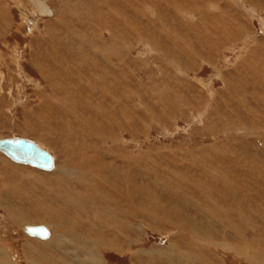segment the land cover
Instances as JSON below:
<instances>
[{"label": "rangeland", "instance_id": "1", "mask_svg": "<svg viewBox=\"0 0 264 264\" xmlns=\"http://www.w3.org/2000/svg\"><path fill=\"white\" fill-rule=\"evenodd\" d=\"M88 1L0 0V138L41 139L54 151L48 150L56 165L44 171L0 153L4 168L6 162L20 169L10 172L7 165L6 171L0 170V251L6 250L8 264H27L24 253L33 243L29 239L38 244L23 225L45 221L49 207L71 220L77 213L69 202L78 198L87 200L84 211L91 213V202L85 203L95 187L88 185L98 186L102 196L123 198L127 179L121 174L133 176L138 194H155L165 206L139 204L135 209V225L144 228V234H133L138 262L105 249L106 264H152L155 261L141 251L176 243L196 253L208 251L204 257L222 264H264V222L257 220L258 214L264 220V206L237 190L251 210L243 223L231 206L235 197L230 195V203L223 197L226 212L190 186L192 181L216 184L234 175L252 184L258 181L254 173L263 175L264 0ZM34 3L49 6L52 15L39 14ZM106 57L117 66L109 65ZM93 62L99 64L95 70L106 67L117 82L89 74L86 69H92ZM71 91L76 94L69 97ZM128 156L134 162L126 174L122 171L129 167ZM59 165L67 176L56 177ZM47 177L55 178L53 187ZM30 180H36L35 188H30ZM176 185L212 211L193 207ZM227 187L232 192L233 186ZM218 191L223 195V188ZM171 199L179 204H169ZM173 209L187 222L183 216L181 225L170 224ZM10 210L18 227L8 217ZM208 211L217 217L209 218ZM147 214L165 223L159 226ZM50 218L53 226L59 222ZM51 223L40 225L52 231ZM238 228L247 229V244L259 245L254 248L259 262L246 257L248 249L233 239L236 229L241 232ZM60 242L63 258L80 264L71 259L74 250L68 240ZM34 247L35 264L54 262Z\"/></svg>", "mask_w": 264, "mask_h": 264}, {"label": "bare ground", "instance_id": "2", "mask_svg": "<svg viewBox=\"0 0 264 264\" xmlns=\"http://www.w3.org/2000/svg\"><path fill=\"white\" fill-rule=\"evenodd\" d=\"M88 1V0H87ZM105 1V0H104ZM108 1V0H107ZM106 1V2H107ZM185 1V0H184ZM183 1V2H184ZM189 1V0H188ZM89 2V1H88ZM91 2V1H90ZM111 2V1H110ZM119 2V1H118ZM93 4V3H92ZM264 4V2H263ZM34 5L36 6V11L39 13V14H42L44 17L46 16H51L52 15V12H51V9L49 6H44V8L40 7L39 4L38 6L34 3ZM246 5V4H245ZM43 6V5H42ZM96 6V5H95ZM110 6V5H109ZM116 8L117 5H115ZM101 7V6H100ZM113 7V6H112ZM205 7V6H204ZM261 7L263 8L264 6L261 5ZM97 9V8H96ZM103 9V8H102ZM105 9V8H104ZM108 9V7H107ZM123 10V8H122ZM164 10V9H163ZM166 10V9H165ZM171 10V9H169ZM92 11V10H91ZM105 11V10H104ZM178 11V10H177ZM250 12V11H249ZM116 13V12H115ZM230 14V13H229ZM123 15V14H122ZM120 16V15H119ZM259 16V15H258ZM229 17V16H228ZM159 18V17H158ZM201 18V17H200ZM231 18V17H230ZM136 19V18H135ZM117 20V19H116ZM126 21V20H125ZM134 21V19H133ZM198 21V19H197ZM236 21V20H234ZM232 21V22H234ZM32 22L34 23V21L32 20ZM262 22V21H261ZM32 23V24H33ZM124 23V22H123ZM132 23V21H131ZM35 24V23H34ZM33 24V25H34ZM116 24V23H115ZM125 24V23H124ZM117 25V24H116ZM120 25V24H119ZM126 27V26H125ZM196 27V26H195ZM140 27H138L139 29ZM235 30H237L239 27H234ZM141 29V28H140ZM193 29V28H192ZM32 30V29H30ZM5 31V30H4ZM124 31V30H123ZM132 31V29H131ZM137 31V30H135ZM141 31V30H140ZM97 32V31H96ZM94 33V32H93ZM110 33V32H109ZM125 33V32H124ZM149 33V32H148ZM32 34V33H31ZM144 34V32H143ZM147 34V33H146ZM94 35V34H93ZM101 35V34H100ZM135 35V33H134ZM138 35V34H136ZM149 35V34H148ZM111 36V35H110ZM130 37V36H129ZM139 37H140V33H139ZM144 37V36H143ZM146 37V36H145ZM142 39V37H140ZM114 39H117V37L115 38L114 36ZM118 40V39H117ZM158 40V39H157ZM160 40V39H159ZM119 41V40H118ZM132 42V41H131ZM130 42V43H131ZM129 43V44H130ZM137 43V42H136ZM157 44L159 45V42L157 41ZM131 46V45H130ZM152 47V46H151ZM93 48V47H92ZM119 49V48H118ZM115 50V49H114ZM125 50V49H124ZM96 52V51H95ZM94 53V52H93ZM113 53V52H112ZM182 53V52H181ZM100 54V53H99ZM185 54V53H183ZM18 57V56H16ZM107 61V63L109 65L113 64L115 66L116 63L112 62L109 58H105ZM117 60V59H116ZM82 61V60H81ZM86 65V60L83 61ZM89 62V61H87ZM82 63V62H81ZM90 63V62H89ZM88 63V64H89ZM106 63V62H104ZM107 64V66H109ZM119 64V63H117ZM82 65V64H81ZM84 66V65H83ZM81 67V66H80ZM99 67V64L97 62H93V65H92V69H86L89 74H93L94 77H96L97 79L100 80H107V83H111L113 84L115 81H116V76L114 77L109 70L106 69V67H100L99 69L95 70L94 68H97ZM114 68V67H113ZM118 69V67H116ZM115 68V69H116ZM120 71V70H119ZM117 74V72H116ZM123 75V74H121ZM124 75H127V74H124ZM51 75H49L50 77ZM48 77V78H49ZM96 78H93V79H96ZM102 78V79H101ZM50 79V78H49ZM102 80V81H103ZM53 81V80H52ZM55 81V80H54ZM101 81V82H102ZM48 82V81H47ZM50 82V80H49ZM100 82V83H101ZM117 82V81H116ZM36 84V83H35ZM86 84V82H85ZM93 84V83H92ZM99 84V83H98ZM49 85V83H48ZM58 85V84H57ZM61 85V84H60ZM89 85V87L96 93L95 89L93 88L92 85L90 84H87ZM104 85H108V84H104ZM110 85V84H109ZM108 85V86H109ZM59 87V86H58ZM54 88V87H53ZM61 88L59 89H56V90H60ZM66 89V88H65ZM99 89V88H98ZM134 90V89H133ZM66 91V90H64ZM68 91V90H67ZM70 91V90H69ZM51 92H54V91H51ZM80 92V91H78ZM77 92V93H78ZM66 93V92H65ZM104 93V92H103ZM54 94V93H53ZM76 94L73 93V91H71V94H69L68 92V95L69 97L70 96H74ZM105 94V93H104ZM80 95V94H79ZM61 96V95H60ZM64 96V95H62ZM66 96V95H65ZM64 96V98H65ZM68 97V98H69ZM80 97V96H78ZM82 97V95H81ZM45 98V97H44ZM47 98V97H46ZM53 98V97H52ZM56 98V97H55ZM48 99V98H47ZM46 99V100H47ZM58 99V98H57ZM59 100V99H58ZM83 101V99H81ZM129 100V99H128ZM62 101V100H61ZM69 101V100H68ZM89 101V100H87ZM57 102V101H56ZM121 102V100H120ZM118 103V102H117ZM49 104V103H48ZM58 104V103H57ZM65 104V103H64ZM77 104V102H76ZM122 104V103H121ZM50 105V104H49ZM44 106V105H43ZM66 106V105H65ZM127 106V105H126ZM53 107V105H52ZM114 107V106H113ZM44 108V107H43ZM63 108V107H62ZM70 108V107H68ZM99 108V107H98ZM128 108V107H127ZM44 110V109H43ZM54 110V109H53ZM42 112V111H41ZM51 112V111H50ZM54 112V111H53ZM43 113V112H42ZM40 113V114H42ZM125 113V112H124ZM50 114V113H49ZM52 114V113H51ZM55 114V113H54ZM132 114V113H131ZM44 115V114H43ZM34 116V115H33ZM52 116V115H50ZM128 117L131 119V116L128 115ZM125 118L130 121L126 116ZM51 119V118H50ZM238 120V119H237ZM53 121V120H52ZM29 122L31 123V121L29 120ZM46 122V121H45ZM55 124L58 125V123L56 121H54ZM47 123V122H46ZM50 123V122H49ZM25 137V136H24ZM36 142V141H35ZM40 147L46 149L47 151L49 150L50 152L53 151L50 147L46 148V144L44 142H42V140L40 139V142H36ZM48 151V152H49ZM54 152V151H53ZM0 153H3V155H5L7 158H9L11 161L15 162V163H19V164H24V165H29L31 167H34V168H38L40 170H44V171H51L53 169H55V158L53 157L54 159V164H53V167L52 168H49V169H42V168H39L37 166H34V165H31L29 163H23V162H18V161H15L13 159H11L10 157H8L4 152H2L0 150ZM120 153V152H119ZM56 155V154H55ZM53 156V155H52ZM57 157V156H56ZM9 160V161H10ZM58 160V158H57ZM3 161H6L4 158H2L0 156V170L1 169H5L7 167V165H11L10 163H4L5 164V168L3 166ZM89 163L92 161L91 158H89L87 160ZM125 162L128 164L127 167L128 169L125 171H122L123 173H126L127 172H131V167H133L132 165V162H134V159L132 158L131 160V157H125ZM13 164V163H12ZM209 164V163H208ZM211 166V165H210ZM253 166V165H252ZM19 167V166H18ZM17 166H14V165H11V171L10 172H13L15 170H19L20 169L18 168ZM203 167V166H202ZM218 167H221L218 165ZM17 168V169H16ZM226 168V167H225ZM250 168V167H249ZM252 170V169H251ZM6 171V169H5ZM56 175V177H64V176H67L69 174L68 171L64 170L60 165H59V168L58 170L54 173ZM257 177L256 180L258 181H253L254 183H250L249 181L247 180H244V179H241V178H236V176L234 175L235 178H232V177H227L226 179L228 180H219L216 184H211V182L209 183V181H207L206 183H201V182H197V181H192V184L194 185H190L192 188L196 189L200 192V193H204V199H209L210 202H214V204H216L217 206L221 207L222 210L228 212L229 210L225 209L223 207V205L221 204L222 203V199L223 197L227 199H229L230 195L232 197H235V200L232 202V208L234 213L239 215L242 219H243V223H246L250 217H251V210L249 211L248 207L249 206H246L244 201L239 198V194H247V195H252L254 196V202H258L259 205L262 207L264 206V191H263V183H264V172H263V175H259V174H256L254 173ZM122 177L125 176V178L127 179V190H126V193L123 195V198H120L116 195H111L109 194L108 196H102L101 193L99 192V189L96 188L98 186H95L94 184L92 185H88L87 188H93L95 187V192L91 195H88V202L85 203V206L88 205V203L91 202L92 204V210H91V213L89 211H84V207H83V203L86 202L87 200L82 198L83 195H81L80 198L78 199H75V200H72L71 202H69V204L72 206V208L74 209L73 212L77 213L76 216L74 217H71V220H68L67 218V215L64 216L61 214V211H57L55 208H50L47 209L45 208V210L48 212V218H46L45 221L41 220L39 222H33L31 224H25L22 226V230H24V232L26 233V235L30 238H34V239H37V242L38 244L34 243L36 240H33V239H29L30 241H32L33 243L31 244H27V248H26V251H25V259H27V264H35V261H34V256L36 255V248L34 247L35 245L39 246L40 249H42L43 253L45 254V256L47 257H52L53 258V263L52 264H71L68 260H66V258H63V255H62V252L63 250L61 249V245H63L60 241L65 239V240H68V242L70 243V249L74 250L73 251V254L71 256V259H73L74 261H76L77 263L80 262V264H106L108 263L107 260L105 259V256H104V251L105 249H108L110 250V252L112 254H114L115 256L117 255H121V256H124V258H127L129 257V260L130 262H138V258H139V255L138 254H134L133 253V249H134V245H135V238L133 236V234H136L137 231L141 234H144L143 233V229L142 227H137L135 225V209L136 207L139 206H148V207H153V208H159L160 205H163L162 202H160L159 200L155 199L156 197H154V195L152 194L151 195H147V194H138L136 189H135V180L133 179V176L132 175H123L121 174ZM226 175V174H225ZM243 175V174H241ZM41 181H42V178L41 176H38ZM240 177V176H238ZM246 177V176H245ZM46 179H48V183L50 185V182L52 183V187L55 185L54 181H55V178H49L47 177ZM61 179V178H60ZM217 179V178H216ZM250 179V178H249ZM63 180V179H62ZM243 180V181H241ZM217 181V180H216ZM31 182L30 183V188H35L34 185L37 184L36 183V180L34 181H29ZM63 182V181H62ZM57 183V182H56ZM89 181L87 182H84V184H88ZM25 184V183H24ZM227 184V185H226ZM227 186H233V190L232 192H230V189L229 187ZM19 187V186H18ZM58 187V186H57ZM196 187V188H195ZM176 188L179 189L180 191L179 192H186L185 194L189 197L188 199L190 200V204L193 206V207H196L197 204L199 205L200 208H205L209 211H212L204 202L202 201H198V199H194L191 197V192L187 191V190H183L180 186L176 185ZM222 189L223 188V195L219 194V191L218 189ZM53 189V188H52ZM31 190V189H30ZM191 190V188H190ZM239 192V194H237L236 192ZM50 193L52 192L51 190H48ZM88 192H90V190L88 189L87 190ZM33 192V191H32ZM119 192V191H118ZM172 192L175 193V194H178V191L175 190V189H172ZM120 193V192H119ZM33 194V193H32ZM31 194V195H32ZM36 194V193H34ZM33 194V196H34ZM57 194V193H56ZM54 196V194H53ZM182 196V195H180ZM40 197V196H39ZM55 197V196H54ZM56 198V197H55ZM38 199V198H37ZM60 199V198H59ZM58 199V201H59ZM19 200V199H18ZM43 201H45L43 198H42ZM164 200V199H163ZM162 200V201H163ZM38 201V200H36ZM153 202V203H151ZM165 203V200L163 201ZM169 204H174V203H177L179 204V202L175 201V199H171V201H169ZM41 199L39 201V205L41 206ZM229 203H230V199H229ZM67 204V205H69ZM168 204V203H166ZM168 204V205H169ZM195 204V205H194ZM256 204V203H254ZM167 205V206H168ZM57 206V205H56ZM165 206V205H163ZM10 207V206H9ZM8 207V208H9ZM23 207V206H22ZM255 207V206H254ZM6 208V207H5ZM7 208V210H9ZM58 208V206H57ZM70 208V207H69ZM174 208V207H173ZM198 208V207H196ZM253 208V207H252ZM255 209V208H254ZM258 209V208H257ZM23 210V209H22ZM22 210L20 212H22ZM72 210V209H71ZM176 210V209H175ZM181 211V210H180ZM208 211V215H209V218L211 217H217V216H214L212 215L210 212ZM254 211V210H252ZM183 212V211H182ZM10 213V215H8V217L12 220L13 224L15 223V225H17V227L19 226V224L17 223L15 217L13 215H11V210L8 212ZM184 213V212H183ZM92 214V216H91ZM187 214V213H186ZM152 222H154L155 224H158L159 226L163 225L165 223V219H163L162 217H157L156 214H152V215H149L147 214ZM260 216V214H258ZM184 216V214L182 213H179V210L176 212L173 211L171 212V217H170V224L174 225V226H178V225H181L180 221L182 219V217ZM257 218V220H260L262 219V223L264 222L263 220V216H260ZM54 218L56 219V221H59L58 223L55 222L53 226V221H49L51 218ZM175 218L177 220H175ZM47 219H48V222L51 223L50 225L52 226V228H54L55 230L59 227V231H55L54 229H52V231L50 230L49 227L47 226H44V225H40L41 223H44V224H47ZM173 219L175 221H173ZM183 220L187 222L185 216L183 217ZM189 220V219H188ZM70 221V223H69ZM41 222V223H40ZM82 223V224H81ZM189 223V221H188ZM69 224V225H68ZM39 225V226H38ZM84 225V226H83ZM21 226V225H20ZM36 227H44L47 231H48V236L47 237H40L38 235H31L29 232H28V229L29 228H36ZM121 227V231H118V228ZM126 228V229H123V228ZM177 229H183V228H177ZM239 229V228H238ZM120 230V229H119ZM241 230V232L238 233V230L236 229L233 233V239H236L238 243H240V245H244V247L246 249H248L247 253L245 256L246 257H250V259L252 261H256V262H259V260L257 259L256 257V251L254 248H257L259 245H256L254 243H251L250 245L247 244V239H246V232H247V229L245 231H243L242 229H239ZM124 232L120 235L121 232ZM128 232V233H127ZM192 233H195L194 230L192 231ZM68 239H67V238ZM140 237V236H139ZM248 238V237H247ZM40 240V241H39ZM6 241V240H5ZM41 241H45V242H41ZM260 241V240H259ZM262 242L264 241V235H263V239L261 240ZM8 244L6 245H9L11 243H9V241L7 242ZM1 246V245H0ZM201 251V252H200ZM239 253L240 251L237 250ZM204 252H208V251H204V250H198V253L195 252V250H185L183 248L182 245L176 243V244H171L170 246L166 247V248H158L156 247L154 250H150V251H141L140 252V255L141 254H145L147 253L148 256L150 257L149 259L152 261H155L153 262L152 264H172L173 262H179L180 264H193L192 261H194L195 263L194 264H222V263H219L218 260L216 258H213L212 261L209 260L207 257H204L203 255L205 254ZM7 253L6 250L4 252H1L0 251V255L2 256L0 258V264H8L7 262V258H8V255L5 254ZM80 253H83L84 256L86 258L82 259L80 256ZM251 253V254H250ZM241 254V253H240ZM244 254V253H243ZM57 256H60V258H58ZM157 256H159L158 261L157 260ZM142 258V257H141ZM55 259V260H54ZM141 260V259H140ZM145 260V258H144ZM66 261V262H64ZM264 261V259H263ZM149 262V261H148ZM218 262V263H217ZM140 263V262H139ZM37 264V263H36Z\"/></svg>", "mask_w": 264, "mask_h": 264}, {"label": "water", "instance_id": "3", "mask_svg": "<svg viewBox=\"0 0 264 264\" xmlns=\"http://www.w3.org/2000/svg\"><path fill=\"white\" fill-rule=\"evenodd\" d=\"M0 150L15 161L29 163L42 169L52 168L54 164L52 154L31 138L21 136L0 138ZM28 232L43 238L48 236V231L44 227L29 228Z\"/></svg>", "mask_w": 264, "mask_h": 264}]
</instances>
